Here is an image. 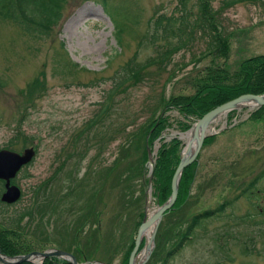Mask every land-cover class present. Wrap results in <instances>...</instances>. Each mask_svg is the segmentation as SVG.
Returning a JSON list of instances; mask_svg holds the SVG:
<instances>
[{"label": "rangeland", "instance_id": "374dc122", "mask_svg": "<svg viewBox=\"0 0 264 264\" xmlns=\"http://www.w3.org/2000/svg\"><path fill=\"white\" fill-rule=\"evenodd\" d=\"M197 1L188 4L194 12L190 21L198 12ZM210 1L220 13L222 28L231 35L228 58L212 53L205 55L210 38H202V30L197 29L190 46L176 52L170 62L158 63L157 59L168 44L161 38L152 41L155 21L161 14L181 16V0H108L112 7L123 8L115 20L102 0H69L61 22L42 38L29 34L11 20L0 21V150L21 153L31 146L36 149L34 159L23 165L13 180L22 190L17 202L11 205L2 201L5 188L2 189L3 181L0 180V201L3 202L0 203V224L14 227L19 222L25 232L23 237L28 236L24 243H31L30 238L33 241L46 237L49 243L45 244V250L61 249L53 241L57 219L49 222L50 205L45 208V200L50 197L49 193L55 195L58 189L64 187L65 193L67 186L68 189L71 184L75 187L72 176L86 177L88 185L98 186L99 169L114 165L118 159L127 132L117 135L101 149L93 145L87 135L79 138V132L82 133L87 122L99 111L124 68L140 70L148 61L155 60L141 72L142 82L127 87L126 92L117 93L113 105L115 112L124 113L125 123L137 120L141 124L150 117L162 92L170 99L194 95L196 79L206 73V67L236 64L246 57L264 54V0H241L230 6L224 5L226 0ZM115 21L124 24L120 38L116 34ZM171 42L179 41L176 38ZM165 118L168 125L151 148L155 161L162 142L170 143L178 138L185 150L187 141L183 135H187L198 121L174 104L166 109ZM112 121L114 128L119 116L114 114ZM212 124L216 128L208 132L210 138L199 152L197 166L191 170L194 173L189 172L193 176L189 175L192 179L188 195L181 189L184 202L164 214L153 252L144 264H163L166 254L173 251L178 242L176 234L183 233L180 238L184 237L196 215L216 210L231 200L233 202L221 215L217 213L201 220L199 226L193 228L192 238L187 237L168 257L166 264H264V176L252 187L255 195L245 191L264 171V109H236ZM187 125L190 127L185 129ZM133 128L129 126L127 131ZM77 135L75 148L73 141ZM138 157L139 153L122 159L123 165L116 170L126 169L128 162ZM145 166L142 182L137 180L138 176L127 182L124 193L129 211H124L123 219L112 221L114 213L120 211L122 185L109 186L105 195L94 197L93 203L101 211L103 245L92 259L81 260L80 264H123L124 249L131 233H136V241L144 219L162 205L153 187L149 190V181L145 184L144 180L153 176L149 172L151 163ZM116 170L111 179L116 177ZM93 193L88 187L81 197L83 208L87 207ZM76 196L71 193L72 200ZM32 203L34 210L29 216L25 212ZM140 207L145 208V216L134 233L132 221L135 218L132 219L131 214L140 211ZM88 220L83 225L84 231L79 230L82 241L90 227H99ZM152 232L142 241L136 264L146 259L142 254L146 252V241ZM160 233L162 241L158 247ZM106 238L110 250L104 246ZM39 251L44 250L35 248L29 253ZM43 259L34 261L42 262Z\"/></svg>", "mask_w": 264, "mask_h": 264}, {"label": "trees", "instance_id": "16d2710c", "mask_svg": "<svg viewBox=\"0 0 264 264\" xmlns=\"http://www.w3.org/2000/svg\"><path fill=\"white\" fill-rule=\"evenodd\" d=\"M68 1L69 0H0V21L11 20L29 34L41 38L47 37L53 26L61 22L63 18V9ZM102 1L109 15L115 20V17L117 18V15L121 12L119 10H123V8L120 6L112 7V5L108 3V0ZM190 1L192 0H181V16H166L161 14L155 21L152 41L155 42L161 38L165 43L167 41L168 44V47L162 51V55L157 59L159 64L168 61L170 62L172 56L176 52L190 46L196 36L197 29L202 30V38H210L207 43V53H205V55L212 53L228 58L231 53V35L230 33H226L222 28L221 23L219 22V11L212 6L210 0H198L196 2L198 5V12L195 15V19L190 21L189 18L194 16L193 10L188 8ZM238 1L241 0H226L224 5L230 6ZM126 13L128 14V11ZM115 23L117 27L116 34L120 38L121 32L125 30L123 28L124 24L119 23L118 21H115ZM176 38H178L179 42L173 44L171 40ZM153 61L155 60L148 61V64L140 68V70L136 68L122 69L123 71L120 72L121 74L118 76L119 79L117 78V80H115L114 87L109 90L105 101L101 103L99 111L87 122V126L82 129V133L79 132V138L87 135V139L89 141L91 140V143L97 145L100 149L103 148L107 142L112 141L117 135H123L127 132L125 140L123 138L121 143L119 157L116 162L113 163L114 165L106 168L103 167L97 172L98 186L91 187L88 185V182L85 181L87 179L86 177L78 179L72 176V182L75 184V187L71 184L68 189L67 186L68 192L65 193L63 189L64 187L58 189L55 195L54 192L51 195L49 193L50 197H47V200H45L44 207L47 208V206L50 205L47 210L49 222L54 218L57 219L54 222L57 231L55 232L56 237L53 241L58 244L59 248L70 252L73 251V254L80 262L81 260L92 259L94 257L93 254L101 248V245H103L100 237L102 234L100 218L101 211L99 210V206L93 203L94 197L97 194L105 195L109 186L110 188H113L122 185L120 211L114 213L112 221L118 222L120 219H123L124 211H129L126 205V195L124 193L125 188L128 186L127 182L134 179L133 176H138V179H136L139 182H142V178L146 172L145 165L150 163L148 148L154 146L157 138L161 136L162 131L168 125L167 119L165 118V111L169 108L170 104H174L180 108L187 116L197 117L199 120L213 108L243 94H264V54H259L246 57L236 64L224 63V66L220 67L214 65L206 67V73L196 79L197 84L195 86H197V89L194 95L187 97H171L172 99H170L167 98L164 92H162L151 109L152 113L150 117L144 123L138 124L137 120H132L133 118H131V124H127L124 121L126 117L124 113H117L113 110L116 95L119 92H126L127 87L135 86L142 82L141 80L143 77H141V72ZM71 65L73 67L76 66L75 63H71ZM63 66H65V64H63ZM40 84H42V82H40ZM262 109H264V106L260 107L258 111H261ZM114 114L119 116V123L113 128L112 125H114V122L112 121V117ZM129 126H134L135 128L127 131ZM189 127L190 126L187 125L185 129H188ZM75 138L76 139L73 141V147L76 148L78 146V135ZM208 138H210V136L206 139ZM181 145L182 142L178 138H174L170 143L162 142V145L157 152L156 161L153 166L152 187L155 190V196L160 204H163L172 193V179L180 163L181 151L183 149ZM138 153L139 157L136 160L129 161L126 169L121 168L118 171L116 170L118 169V166L120 167L121 164L123 165L122 159L134 154L137 155ZM196 166L197 160L184 169L180 180L179 196L177 197L175 207L172 208L173 210L184 202V198H181V189H185L186 195H188L190 190V180L192 179L190 176H193V174L190 175L189 172L194 173L191 170L193 168L195 169ZM115 170L117 171L116 177L114 176V179H111ZM130 171L132 173L131 175L129 174ZM263 176L264 171L248 185L245 191H248L251 195L254 194L252 187ZM144 181L145 184L148 185L147 182L149 181V178ZM125 183L126 185H124ZM88 187L92 192L94 191V193L91 201L88 200L87 207L83 208L81 197H83ZM2 189H4V182L2 183ZM71 193L77 194L73 200L71 199ZM95 202L98 203L96 200ZM232 202L233 200L230 202L225 201L220 205V208L216 210L214 209L196 215L189 228L185 231L184 237L180 238L183 233L176 234L178 242L175 244L173 251L183 245L185 240H187V237H189V239L192 238L191 234L193 228L199 226L198 224H200L201 220L217 215V213H220L221 215L227 205ZM0 203L3 202L0 201ZM33 210L34 203H32L25 213L32 216ZM139 210L140 211L136 214L132 215L130 213L131 216H133L132 219L135 218V220L132 221V224H134L132 226L134 233L145 216V208L140 207ZM73 219H75V222H73ZM86 220H88V222L92 220L97 223L99 227H90L89 232L85 237V241H82V236L80 235L81 232H79V230L81 229L84 231L83 225ZM124 228L127 229V226ZM21 230L22 227L19 222H16L14 227H7L0 224V248L3 254L7 256H16L27 254L32 250H35V248L45 250V244L49 243L46 241V237L34 238L35 240L33 241L32 238H30L31 243H27L28 241L24 243L23 240L28 238V236L26 237L25 235V237H23L25 232L23 231L24 229ZM132 233L128 239V244H126L127 247L125 246L124 249L123 264H128L130 253L135 244L136 233L134 235H132ZM160 234L161 236L159 235L157 239L158 247L159 243L162 241V233ZM69 236L72 237V239L69 238ZM104 246H106L107 250H110L107 238ZM173 251L166 254L163 264L167 263L169 259L168 257ZM19 264H71V262L63 258L60 259L56 256H50L44 258L42 263L25 261Z\"/></svg>", "mask_w": 264, "mask_h": 264}, {"label": "water", "instance_id": "95a60500", "mask_svg": "<svg viewBox=\"0 0 264 264\" xmlns=\"http://www.w3.org/2000/svg\"><path fill=\"white\" fill-rule=\"evenodd\" d=\"M244 101H255L256 106L254 108H260L264 106V94H243L237 98L229 100L201 117L192 127L191 131L194 130V136L191 142L187 143L185 150L181 152L180 163L175 171L172 180V193L168 200L158 207V209L148 218H145L142 222L138 235L135 241V246L131 252L129 264H136V259L139 253V248L142 241L144 240V232L154 225V230L151 234L150 239L146 241V259L140 264H144L145 261L150 257L153 252V246L155 244V237L159 224L161 223L164 214L173 208L177 197L180 186V180L184 169L197 160L199 152L204 144L206 137L209 135L207 132L210 124L214 119L224 112H230L238 108V105ZM149 161L155 162L152 149L148 148ZM36 155V149L34 146L26 148L23 152H16L8 149L0 150V179L5 181V192L2 195V201L11 204L17 202L22 195L21 188L12 182V179L17 176V173L23 165L30 163ZM150 174L153 175V168L150 169ZM152 177L149 179V190L152 191ZM50 256H58L63 258L71 264H80L76 256L72 253L61 249H49L39 252H32L28 254H20L17 256H7L2 254L0 248V263L1 264H19L25 261H34L37 258H47Z\"/></svg>", "mask_w": 264, "mask_h": 264}, {"label": "bare ground", "instance_id": "6f19581e", "mask_svg": "<svg viewBox=\"0 0 264 264\" xmlns=\"http://www.w3.org/2000/svg\"><path fill=\"white\" fill-rule=\"evenodd\" d=\"M256 106V102L255 101H244L243 103H241L240 105H238V108L237 109H241L243 107H250L251 109H253L254 107ZM236 110V109H235ZM228 113L229 112H224L222 114H220L219 116H217L213 122H218V121H221L224 117H227L228 116ZM212 122V123H213ZM210 124V128H208L207 132H213L215 130V124ZM219 124V123H218ZM193 136H194V130L190 131L187 133V135H183V138L187 141V143L191 142L192 139H193ZM182 139V138H181ZM158 147V146H157ZM155 211H150L149 213V217L154 213ZM148 217V218H149ZM154 228V225H152L149 229H147L145 232H144V237H146L150 232H152ZM142 255H147V251L146 252H143ZM137 262V260H136Z\"/></svg>", "mask_w": 264, "mask_h": 264}, {"label": "flooded vegetation", "instance_id": "af4514ba", "mask_svg": "<svg viewBox=\"0 0 264 264\" xmlns=\"http://www.w3.org/2000/svg\"><path fill=\"white\" fill-rule=\"evenodd\" d=\"M255 179H256V178H255ZM255 179H254V180H255ZM254 180H253V181H254ZM258 181H259V180H258ZM257 183H258V182H257Z\"/></svg>", "mask_w": 264, "mask_h": 264}]
</instances>
